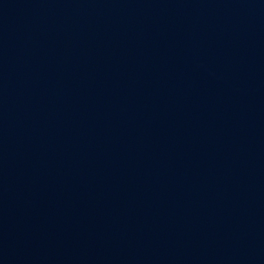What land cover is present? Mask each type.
<instances>
[{"label": "water", "instance_id": "water-1", "mask_svg": "<svg viewBox=\"0 0 264 264\" xmlns=\"http://www.w3.org/2000/svg\"><path fill=\"white\" fill-rule=\"evenodd\" d=\"M0 264H264V0H0Z\"/></svg>", "mask_w": 264, "mask_h": 264}]
</instances>
